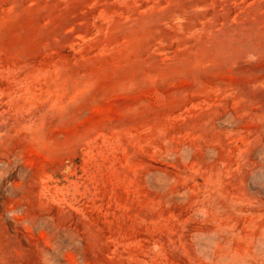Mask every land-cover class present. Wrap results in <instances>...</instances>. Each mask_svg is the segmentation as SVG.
Returning a JSON list of instances; mask_svg holds the SVG:
<instances>
[{
	"label": "rangeland",
	"instance_id": "rangeland-1",
	"mask_svg": "<svg viewBox=\"0 0 264 264\" xmlns=\"http://www.w3.org/2000/svg\"><path fill=\"white\" fill-rule=\"evenodd\" d=\"M0 264H264V0H0Z\"/></svg>",
	"mask_w": 264,
	"mask_h": 264
}]
</instances>
